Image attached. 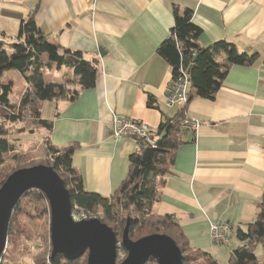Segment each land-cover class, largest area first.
<instances>
[{"label": "crops", "instance_id": "crops-1", "mask_svg": "<svg viewBox=\"0 0 264 264\" xmlns=\"http://www.w3.org/2000/svg\"><path fill=\"white\" fill-rule=\"evenodd\" d=\"M173 4L193 10L200 45L226 40L258 54L253 64L230 65L213 100L187 104L186 119L198 127H184L185 142L154 205L156 213L175 217L192 248L228 256L236 228L256 216L264 192V0H0V31L16 36L21 19L32 14L51 42L96 61L94 86L73 101H48L53 107L45 119L53 144H75L72 164L84 188L109 196L139 145L112 135V116L155 130L180 108L167 103L172 72L157 53L174 22ZM66 74L61 67L44 78L61 83ZM217 220L231 230L226 244L211 240L209 225Z\"/></svg>", "mask_w": 264, "mask_h": 264}, {"label": "trees", "instance_id": "trees-1", "mask_svg": "<svg viewBox=\"0 0 264 264\" xmlns=\"http://www.w3.org/2000/svg\"><path fill=\"white\" fill-rule=\"evenodd\" d=\"M172 14L174 22L170 34L159 44L157 53L169 64L172 81L186 73L187 100L174 116L166 117L160 122L154 130L155 140L152 143L137 139V150L128 156L127 174L109 196L84 188L82 177L72 164L75 144H53L49 138L52 123L41 117L45 101H73L81 90L94 86L98 75L96 61L84 59L80 51L62 48L51 42L36 25L32 14L21 19L16 36L0 31V186L18 168L35 164L51 166L69 191L72 209L75 208V211L90 218L95 216L93 218L106 223L113 229L118 241L121 242L119 233H122L128 221V236L132 240L163 233L170 236L179 247L183 264H218L216 256L210 252L192 248L175 217L156 213L154 205L159 200V191L166 176L172 172L175 150L185 142L182 136L187 104L194 97L213 100L230 65L253 64L258 54L241 52L226 40L202 46L197 41L201 28L192 20L193 10L173 4ZM221 54L224 62L217 60ZM61 67L68 70V75L61 83L45 80L46 71ZM12 69L19 71L26 83L18 101L10 98L14 85L12 79H3L4 72ZM23 122L43 129L46 158L42 162L31 161L26 166H15L3 171L6 161L21 160L14 142L9 139L11 132L7 124ZM24 198L47 202L39 190L31 188L25 191L12 210L7 238L14 214L21 208L19 203ZM231 237L221 244L228 243ZM233 238L235 244L229 246L228 264H264V192L258 202L256 216L251 221L238 225ZM258 246L261 247L260 254H256ZM5 255L6 245L0 264ZM78 258L69 260L57 253L39 264H78ZM144 264L158 263L149 257Z\"/></svg>", "mask_w": 264, "mask_h": 264}, {"label": "water", "instance_id": "water-1", "mask_svg": "<svg viewBox=\"0 0 264 264\" xmlns=\"http://www.w3.org/2000/svg\"><path fill=\"white\" fill-rule=\"evenodd\" d=\"M31 188L42 192L48 203L51 256L60 253L74 260L87 251L86 264H144L149 257L158 264H183L179 247L166 234L154 233L132 240L127 221L120 242L113 229L98 218L75 220L68 189L56 171L45 164L18 168L0 186V260L12 210ZM118 245L127 256L117 263Z\"/></svg>", "mask_w": 264, "mask_h": 264}, {"label": "rangeland", "instance_id": "rangeland-1", "mask_svg": "<svg viewBox=\"0 0 264 264\" xmlns=\"http://www.w3.org/2000/svg\"><path fill=\"white\" fill-rule=\"evenodd\" d=\"M3 79H12L14 81L10 98L18 101L24 85L19 71L13 69L5 71ZM50 107H53L52 102L48 103L47 101L44 103L41 109L42 118H48ZM7 127L10 128L11 132L9 139L14 142L16 152L20 155L21 160L18 162L6 161L3 171L15 166H26L31 161L34 163L42 162L46 158L43 149V129L33 124L30 125L28 122L11 123L7 124ZM21 128H23V131H20ZM19 204H21V208L14 214V220L10 226L7 238L6 257L1 262L2 264H39L46 262L52 252L49 238L48 204L46 201H38L34 198L21 199ZM72 215L75 220L90 218L83 213L75 211V208L72 210ZM121 232L123 233V230ZM122 233H119L120 236H122ZM260 253L261 247L258 246L256 254ZM126 256L127 252L118 245L116 262H121ZM86 257L87 251L78 258V264H86ZM216 259L218 264H228L226 253L217 255Z\"/></svg>", "mask_w": 264, "mask_h": 264}, {"label": "built area", "instance_id": "built-area-1", "mask_svg": "<svg viewBox=\"0 0 264 264\" xmlns=\"http://www.w3.org/2000/svg\"><path fill=\"white\" fill-rule=\"evenodd\" d=\"M188 79L186 73L174 79L167 88L166 100L169 105L182 106L187 100ZM112 135L116 138L132 137L144 139L149 142L155 140L154 130L140 119H132L114 114L112 116ZM187 127L197 128L198 122H191L188 119L183 121ZM84 217V216H83ZM210 237L213 243H225L231 236V230L227 224L221 221H213L209 225Z\"/></svg>", "mask_w": 264, "mask_h": 264}]
</instances>
